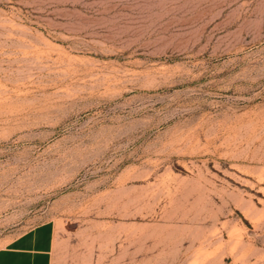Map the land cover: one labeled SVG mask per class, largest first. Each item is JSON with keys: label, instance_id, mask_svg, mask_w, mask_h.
<instances>
[{"label": "rangeland", "instance_id": "rangeland-1", "mask_svg": "<svg viewBox=\"0 0 264 264\" xmlns=\"http://www.w3.org/2000/svg\"><path fill=\"white\" fill-rule=\"evenodd\" d=\"M52 264H264V0H0V246Z\"/></svg>", "mask_w": 264, "mask_h": 264}, {"label": "crops", "instance_id": "crops-1", "mask_svg": "<svg viewBox=\"0 0 264 264\" xmlns=\"http://www.w3.org/2000/svg\"><path fill=\"white\" fill-rule=\"evenodd\" d=\"M55 225L42 222L0 246V264H52Z\"/></svg>", "mask_w": 264, "mask_h": 264}]
</instances>
